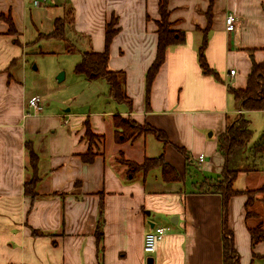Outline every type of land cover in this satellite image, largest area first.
<instances>
[{
	"label": "crops",
	"instance_id": "0c3cea01",
	"mask_svg": "<svg viewBox=\"0 0 264 264\" xmlns=\"http://www.w3.org/2000/svg\"><path fill=\"white\" fill-rule=\"evenodd\" d=\"M32 1L0 0V14L9 15L17 31L8 35L0 19V264H147L148 258L152 264H222L224 202L211 191L224 163L217 139L239 113L229 89H244L252 61L264 62V0H168L169 21L183 41L166 50L151 84L149 109L145 73L156 55L158 0H46L44 10L48 2L60 10L57 16L50 12L52 24L71 14L79 55L102 52L105 25L116 18L107 65L124 73L130 103L115 101L107 83L102 98L99 81L76 74L84 100L98 104L102 99L101 110L79 111L81 103L73 106L70 97H39V114L27 108L36 95L25 82L24 57L31 44L23 34L39 27L41 18ZM227 14L235 17L231 32L224 28ZM204 38L206 62L218 79L199 67ZM254 112H240L251 130ZM259 112L264 119V111ZM116 115L161 131L167 142L154 139L157 154L145 152V134L118 142ZM86 122L95 135L92 141L85 136ZM261 127L255 134L252 130L244 152L230 162L242 171L232 184L241 194L229 198L225 213L238 264H264V240L252 246L249 233L264 223V195L245 206V192L264 183L259 185L264 176L257 180L258 169L264 174V154L251 149ZM159 155L172 169L168 181L159 167L132 172L125 163L142 165ZM199 155L202 163L194 161ZM26 183L32 194L25 193ZM259 203L261 216L250 211ZM156 226L168 231L156 251L146 255L144 234Z\"/></svg>",
	"mask_w": 264,
	"mask_h": 264
},
{
	"label": "trees",
	"instance_id": "16d2710c",
	"mask_svg": "<svg viewBox=\"0 0 264 264\" xmlns=\"http://www.w3.org/2000/svg\"><path fill=\"white\" fill-rule=\"evenodd\" d=\"M209 15V10L206 13ZM0 19L7 24V34L16 35L17 31L9 15L0 14ZM209 21V20H208ZM117 20L112 17L110 22L105 25L104 49L102 52L85 51L81 53L80 60L75 64L73 71L75 74L83 76L88 81H95L103 79L108 85L110 96L117 102H129L124 90V73L121 71H112L108 69L109 45L113 36L118 31L116 28ZM156 25V55L152 64L145 73V107L149 109V94L151 84L164 62L166 50L175 45L181 44L183 41V33L172 29V23L169 21L168 0H158V19L155 20ZM43 38H55L64 40V23L60 18L53 22V30L45 35L41 34ZM206 39L204 38L198 48V64L203 74L213 76L218 79L217 73L212 70L205 59ZM73 49L66 46V52H71ZM229 92L238 103L240 111H264V62L255 63L252 61L251 68L248 74V80L244 89H229ZM130 103V102H129ZM113 126L115 134L118 135V142H125L131 139L138 132L139 134H151L156 140L166 143L167 138L161 131L147 126H138L127 119L119 116L113 117ZM85 136L92 141L95 135L91 133L90 126L85 124ZM123 136V137H122ZM122 137V138H121ZM252 137V130L250 122L247 118L239 115L234 123L228 124L225 131L219 135L217 139V150L224 159L221 180L217 181L211 188V191L220 194L223 199L224 216L222 229V264H238V258L232 244L231 232L225 226V213L227 202L230 197L241 194L232 188L233 181L237 174L242 172L240 169L232 168L231 161H236L237 157L244 152L245 147L250 142ZM252 151L261 155L264 154V131L260 134L258 141L252 145ZM182 151V148H178ZM30 157L33 154L30 153ZM85 162L90 160L89 154L82 158ZM132 172L146 171L153 167H159L162 170L164 178L171 173L169 165L164 161L163 156L159 155L156 158L145 159L142 165L134 166L128 163ZM248 171V170H244ZM28 184H25V193L32 194L28 189ZM245 206L252 205L254 197L247 195ZM256 192L264 195V183L256 189ZM251 245L264 240V223L261 221L258 225L249 229ZM101 236V233H99Z\"/></svg>",
	"mask_w": 264,
	"mask_h": 264
},
{
	"label": "rangeland",
	"instance_id": "374dc122",
	"mask_svg": "<svg viewBox=\"0 0 264 264\" xmlns=\"http://www.w3.org/2000/svg\"><path fill=\"white\" fill-rule=\"evenodd\" d=\"M43 7V6H42ZM35 8L36 12L40 11V23H37V28L28 27V29L23 34V37L28 43L31 45H28L26 48V56L25 59V68H26V76H25V82L26 86L30 88V90L34 93V95L40 97L43 99L52 98L54 101L57 100H63L64 98H74L73 106H77V103H81V107H79V111L83 110L84 112L93 111V110H101L99 107H103V100L100 103H90V101H86L84 99H87L85 95V90L82 88V85L80 84L79 80L80 77L76 76V74L73 71V68L75 64L79 60V53L76 48H79L80 41L75 39L71 36V27H69L72 17L71 14L67 11L65 12L64 16L62 17L61 21L64 23V40H59L55 38H43L41 34L49 33L52 30V17L57 16L56 14L60 13V10L58 8H54L50 2H48V10L44 8ZM51 10V11H50ZM50 12L53 14L52 17L50 16ZM48 15V16H47ZM48 17V20H47ZM66 46L72 47L73 51L66 52ZM75 46V47H73ZM63 72L66 78L63 81H58L57 76L59 73ZM85 79V78H84ZM86 80V79H85ZM96 81H99L97 85H103V88L101 87L100 90L102 93V98L105 95L106 88V81L103 79H98ZM100 87V86H99ZM98 106V107H97ZM63 108V107H61ZM243 111L239 110V113L234 114L230 120L229 124H232L235 122V120L238 118L239 115L245 117L243 113H240ZM245 112V111H244ZM256 111L254 114L257 116L254 120H252V130L253 133L258 132V127L262 126L260 130L264 128V119L263 115ZM251 120V118H250ZM144 126V125H143ZM253 134V135H254ZM139 132L134 135L131 139H135L136 137L140 136ZM148 136L146 137V153L149 154H157V147L154 143V136L151 134H145ZM123 137V136H122ZM121 137V138H122ZM116 140H118V135L115 134ZM94 139V138H93ZM92 139V140H93ZM132 140L125 141L124 143L131 142ZM253 152V151H252ZM255 155V153L253 152ZM264 158V157H263ZM125 161V160H122ZM261 164L264 165V162H261ZM134 166H140L132 163ZM156 171H159L158 169ZM259 173L257 174V177L259 180L261 177L264 176L263 172L259 170ZM156 173V172H155ZM256 178V175L253 177L247 178L246 182H251ZM264 181V177L261 180V185ZM240 183V182H239ZM238 185V184H237ZM257 185V186H259ZM257 188H251L247 192V195H252L255 198H260L261 193L256 192ZM264 198V196H263ZM252 205H249L250 207ZM262 204H257L255 208H250L251 212L254 210V212L257 210L259 211V216L262 214ZM251 214V213H249ZM256 224V221L251 220ZM258 225V224H256ZM260 264V263H259Z\"/></svg>",
	"mask_w": 264,
	"mask_h": 264
},
{
	"label": "built area",
	"instance_id": "2783aa9c",
	"mask_svg": "<svg viewBox=\"0 0 264 264\" xmlns=\"http://www.w3.org/2000/svg\"><path fill=\"white\" fill-rule=\"evenodd\" d=\"M46 0H33V6L35 8L42 7ZM235 17L233 14H227L224 17V28L226 32H231L234 29ZM235 70H229V75H234ZM27 108L32 110L33 114H39L42 112L43 103L39 97H32L28 103ZM204 160L203 155H199L194 158L197 163H202ZM168 231L167 227L156 226L152 230L146 232L143 237V252L146 255H151L156 251L158 242L163 238L165 233Z\"/></svg>",
	"mask_w": 264,
	"mask_h": 264
},
{
	"label": "water",
	"instance_id": "95a60500",
	"mask_svg": "<svg viewBox=\"0 0 264 264\" xmlns=\"http://www.w3.org/2000/svg\"><path fill=\"white\" fill-rule=\"evenodd\" d=\"M63 77H64V73L63 72H61V73H59L58 74V76L56 77L57 78V80L60 82V81H62L63 80ZM153 225H151V227H152ZM152 258H148L147 259V264L149 263V264H152Z\"/></svg>",
	"mask_w": 264,
	"mask_h": 264
}]
</instances>
